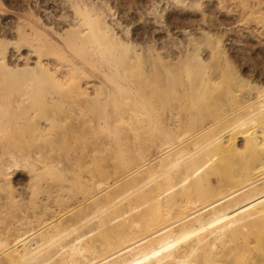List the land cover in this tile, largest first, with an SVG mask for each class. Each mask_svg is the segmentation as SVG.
I'll use <instances>...</instances> for the list:
<instances>
[{
	"label": "bare ground",
	"instance_id": "1",
	"mask_svg": "<svg viewBox=\"0 0 264 264\" xmlns=\"http://www.w3.org/2000/svg\"><path fill=\"white\" fill-rule=\"evenodd\" d=\"M257 3L264 6V0ZM98 5L72 1V24L56 40L19 30L16 51L20 43L28 44L36 59L28 65L29 57H23L15 71L36 88L50 74L64 79L70 71V77L80 73L88 80L80 83L78 93L86 101L99 97L105 117L107 108H126L119 115L126 133L93 143L90 155L108 154L109 159L94 158L93 177L79 181L78 197L61 195L62 183L70 180L62 167L54 166L49 172L61 184L52 192L45 185L44 192L50 201L56 199V206L47 199L38 205L33 198L4 202L16 226L7 223L0 230V264H264V198L256 201L264 195L263 83L256 86L227 55L221 35H192L177 54L154 46L139 49L120 41ZM53 52L71 61L68 69L50 68ZM132 63L148 65L147 76L142 74L147 80L141 84L138 77L140 85L128 87L125 107L116 105L98 76L89 79L86 68L106 66L118 77L119 68L127 70ZM162 73L165 78L159 79ZM148 74L154 75L148 79ZM24 158L23 164L6 163L5 171L32 168ZM6 175L0 187H7Z\"/></svg>",
	"mask_w": 264,
	"mask_h": 264
},
{
	"label": "rangeland",
	"instance_id": "2",
	"mask_svg": "<svg viewBox=\"0 0 264 264\" xmlns=\"http://www.w3.org/2000/svg\"><path fill=\"white\" fill-rule=\"evenodd\" d=\"M72 1L74 0H0V50H2V54H0V184L5 172L7 174L5 178L8 181L6 182L7 187H0V202H3L2 205L0 203L3 218L0 219V230L10 224L13 228L16 226L13 223L15 219L13 213L7 212V209L4 210L6 205L4 202H7L9 197H13L19 204L31 201L30 198L34 199L32 200L36 205L45 204L46 199L48 205L56 204L54 197H52L53 202L49 200L51 198H45L47 188L52 192L58 188L56 185L61 184L60 177H54L56 173L49 172V169L51 171L55 167H62L64 169L62 175L68 177L70 182L62 183L66 186L64 185L61 195L66 197L65 194L68 193L78 197L80 195L79 181L90 176L93 177L94 170L92 168L95 159L97 160L99 157L98 160L102 161L104 155L103 161L109 159L108 154L92 157L90 151L94 146L93 143L100 140L110 142L114 133H124V129H126L125 120L119 117L126 113V108L122 111H113L107 108L109 112L105 117L102 111L103 102L99 97H90L86 101L84 96L78 93L77 89L80 83L84 86V81L88 80L80 73L74 72L73 77L72 75L70 77V73H72L70 71L69 77L64 79L60 78L58 73L50 74V77L42 79L40 87H37L40 88L39 92H36L38 90L34 83L15 71L24 64L23 57H29L28 65H33L36 59V54L30 53L32 48L28 44L20 43V50L16 51L19 44L18 31L27 33L29 37H33L36 32H43L55 39L58 32L61 33L72 24L73 10L70 7ZM93 1L97 5L99 4L102 9L104 8L105 20L111 25L114 34L120 41L126 44L131 43L135 48L143 49L145 46H154L160 52H165V49H168L177 54L179 47L180 49L184 47L187 38L207 32L210 35L214 34L213 36L221 35L227 55L230 53V58L235 61L236 65H239L238 67L246 75L250 76L248 78L253 79L256 86H260L261 83H263L261 86H264V52H262L264 51V12L259 9L264 6L260 5V7L257 3L258 0ZM253 35L261 36L255 38ZM259 38L263 40L260 41ZM2 55L5 56L3 61ZM49 61H51L50 68L59 70L68 69V65L71 63L64 56L54 52L49 56ZM143 65L146 64L132 63L130 68L126 67L127 70L119 68L118 77L108 72L106 66L99 69L86 68L89 69H87L88 75L92 76L89 79L95 80L94 77L98 76L100 79L97 77V81L101 80L104 87L113 93L116 105L125 107L129 102L128 87L140 85L136 81H139L138 77L141 84L145 83L144 78L147 80V77L143 76H147L144 73L148 65ZM103 71H107V74L103 75L101 73ZM123 74H126V77ZM136 74L137 76H135ZM152 75L154 74H148V79L153 77ZM128 76L129 78H127ZM159 76V79L165 78L164 73ZM129 79L132 80V83ZM134 80L136 82L133 84ZM89 90H91L90 87H88ZM91 101L93 106L90 104ZM107 101L109 106L112 105L111 100ZM98 103H100L99 106ZM83 130L86 132H82ZM116 130L117 132H115ZM74 134L75 137H73ZM239 138L241 139V137ZM87 151L89 154L85 158V155L82 154ZM27 156V160L29 159L31 162L30 165L34 166L32 168L29 166L32 170L27 169L28 167H15L5 171L4 168L8 163L19 161L20 164H23L26 159L24 157ZM77 160H80V163ZM84 162L86 164H83ZM29 170L34 173L28 172ZM43 170L46 172H42ZM34 174L36 177L37 175L40 177L36 178L37 182ZM44 189H46L45 192ZM5 197L7 198L5 199ZM263 198L264 195L255 200L259 201ZM256 201L253 200L245 205L248 206ZM245 205L243 207H246Z\"/></svg>",
	"mask_w": 264,
	"mask_h": 264
}]
</instances>
